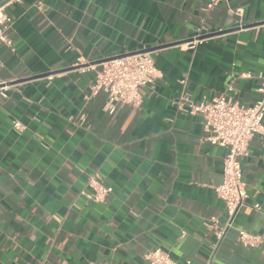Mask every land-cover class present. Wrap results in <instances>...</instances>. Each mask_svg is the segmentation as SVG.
<instances>
[{
    "label": "crops",
    "instance_id": "obj_1",
    "mask_svg": "<svg viewBox=\"0 0 264 264\" xmlns=\"http://www.w3.org/2000/svg\"><path fill=\"white\" fill-rule=\"evenodd\" d=\"M209 2L4 5L13 44L0 43V87L9 86L0 94V264H148L155 248L180 263L264 264V136L241 160L250 207L228 226L216 193L226 150L176 105L184 79L196 102L229 85L240 102L259 100L264 0ZM198 27L202 41L190 50ZM142 50L155 58L156 83L142 88L140 105L110 111L106 95L91 92L95 69ZM91 176L113 188L103 202L82 193L93 191ZM239 230L260 244L244 246Z\"/></svg>",
    "mask_w": 264,
    "mask_h": 264
},
{
    "label": "built area",
    "instance_id": "obj_2",
    "mask_svg": "<svg viewBox=\"0 0 264 264\" xmlns=\"http://www.w3.org/2000/svg\"><path fill=\"white\" fill-rule=\"evenodd\" d=\"M229 0H210L208 8H213L222 2ZM239 13L241 9L237 10ZM13 23V17L0 7V43L12 46L13 40L9 36V30ZM203 28L198 27L195 35L186 42L188 49L194 50L202 41ZM96 75L91 86L93 95L104 93L107 97V108L115 110L117 103L132 106L141 104L143 97L141 90L146 86H153L158 77V69L155 58L148 50L136 51L116 55L100 62L95 69ZM245 77L251 76L244 74ZM182 92L176 100L177 109L183 114L200 116L202 118L205 139L212 144L225 148L223 158V181L216 187L218 197L224 200L228 213V226H231L235 215L243 208L250 207L248 200L250 195L244 180L242 158L249 154L250 143L257 135L264 136V82L258 88L261 95L259 100L252 105H246L238 98L230 95L234 90L229 85L227 91L210 100L195 101L185 88L186 79L181 80ZM9 86L0 87V94L7 98ZM14 127L23 130L20 121L14 122ZM93 191H82L87 198L95 202H103L112 192L113 188L91 176L88 179ZM260 211L261 205H252ZM224 229L218 230L222 236ZM238 241L247 247H257L261 242V236L246 230H239ZM144 258L148 264H191V261L180 263L167 251L161 248L151 249L145 253Z\"/></svg>",
    "mask_w": 264,
    "mask_h": 264
},
{
    "label": "water",
    "instance_id": "obj_3",
    "mask_svg": "<svg viewBox=\"0 0 264 264\" xmlns=\"http://www.w3.org/2000/svg\"><path fill=\"white\" fill-rule=\"evenodd\" d=\"M9 1H11V0H5V1H3V2L0 4V7H3V6L6 5Z\"/></svg>",
    "mask_w": 264,
    "mask_h": 264
}]
</instances>
